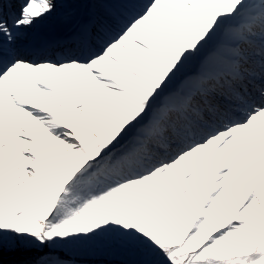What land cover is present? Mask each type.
Masks as SVG:
<instances>
[{
    "label": "snow or ice",
    "instance_id": "snow-or-ice-1",
    "mask_svg": "<svg viewBox=\"0 0 264 264\" xmlns=\"http://www.w3.org/2000/svg\"><path fill=\"white\" fill-rule=\"evenodd\" d=\"M99 256L264 264V0H0V264Z\"/></svg>",
    "mask_w": 264,
    "mask_h": 264
},
{
    "label": "trees",
    "instance_id": "trees-1",
    "mask_svg": "<svg viewBox=\"0 0 264 264\" xmlns=\"http://www.w3.org/2000/svg\"><path fill=\"white\" fill-rule=\"evenodd\" d=\"M110 257L108 256H99L92 258L88 261V264H113L112 259H108ZM6 259H10L9 257H6Z\"/></svg>",
    "mask_w": 264,
    "mask_h": 264
},
{
    "label": "rangeland",
    "instance_id": "rangeland-1",
    "mask_svg": "<svg viewBox=\"0 0 264 264\" xmlns=\"http://www.w3.org/2000/svg\"><path fill=\"white\" fill-rule=\"evenodd\" d=\"M44 24L47 25V22H45ZM108 259L116 260V258H114V257H110Z\"/></svg>",
    "mask_w": 264,
    "mask_h": 264
},
{
    "label": "bare ground",
    "instance_id": "bare-ground-1",
    "mask_svg": "<svg viewBox=\"0 0 264 264\" xmlns=\"http://www.w3.org/2000/svg\"><path fill=\"white\" fill-rule=\"evenodd\" d=\"M42 25V24H41ZM38 28H40V26H38ZM43 31V30H42Z\"/></svg>",
    "mask_w": 264,
    "mask_h": 264
}]
</instances>
